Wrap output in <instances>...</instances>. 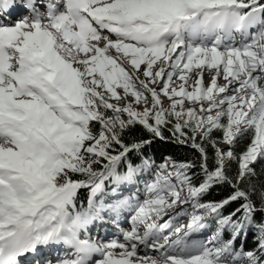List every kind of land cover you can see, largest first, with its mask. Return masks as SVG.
Wrapping results in <instances>:
<instances>
[{
    "label": "snow or ice",
    "instance_id": "obj_1",
    "mask_svg": "<svg viewBox=\"0 0 264 264\" xmlns=\"http://www.w3.org/2000/svg\"><path fill=\"white\" fill-rule=\"evenodd\" d=\"M0 264H264V0H0Z\"/></svg>",
    "mask_w": 264,
    "mask_h": 264
},
{
    "label": "trees",
    "instance_id": "obj_2",
    "mask_svg": "<svg viewBox=\"0 0 264 264\" xmlns=\"http://www.w3.org/2000/svg\"><path fill=\"white\" fill-rule=\"evenodd\" d=\"M186 150H180L175 147L171 142L164 141H154L151 145V148H145V153L152 154L154 158L158 161L162 158L163 155H173V156H182ZM213 195L216 194V190L213 189ZM86 193L81 192V196H85Z\"/></svg>",
    "mask_w": 264,
    "mask_h": 264
},
{
    "label": "rangeland",
    "instance_id": "obj_3",
    "mask_svg": "<svg viewBox=\"0 0 264 264\" xmlns=\"http://www.w3.org/2000/svg\"><path fill=\"white\" fill-rule=\"evenodd\" d=\"M94 231H96L95 229H93V233H95Z\"/></svg>",
    "mask_w": 264,
    "mask_h": 264
},
{
    "label": "bare ground",
    "instance_id": "obj_4",
    "mask_svg": "<svg viewBox=\"0 0 264 264\" xmlns=\"http://www.w3.org/2000/svg\"><path fill=\"white\" fill-rule=\"evenodd\" d=\"M95 232V231H94Z\"/></svg>",
    "mask_w": 264,
    "mask_h": 264
}]
</instances>
